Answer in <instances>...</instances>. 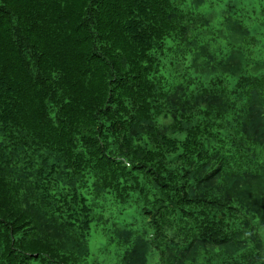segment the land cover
<instances>
[{"label": "trees", "instance_id": "1", "mask_svg": "<svg viewBox=\"0 0 264 264\" xmlns=\"http://www.w3.org/2000/svg\"><path fill=\"white\" fill-rule=\"evenodd\" d=\"M263 38L264 0H0V264H83L104 195L150 228L119 264H264Z\"/></svg>", "mask_w": 264, "mask_h": 264}, {"label": "rangeland", "instance_id": "2", "mask_svg": "<svg viewBox=\"0 0 264 264\" xmlns=\"http://www.w3.org/2000/svg\"><path fill=\"white\" fill-rule=\"evenodd\" d=\"M221 1V0H214ZM203 7L206 14L215 20L219 17V7L217 4L205 2ZM218 8V10H213ZM256 25V29L260 30ZM264 41V38H263ZM264 59V56H263ZM246 148L250 150H257V162H264V153L259 146L246 144ZM91 203V202H90ZM92 205V223L90 226L89 236L87 239V247L89 256L83 264H119L120 258L126 247L119 245L115 241H111V226L116 223L121 226H126L136 233L146 231L150 233V228L147 224V219L142 215L139 205L133 200L129 201L127 205L118 204L111 195H104ZM262 240L264 241V234L260 232ZM148 264H157L154 254L148 257Z\"/></svg>", "mask_w": 264, "mask_h": 264}]
</instances>
